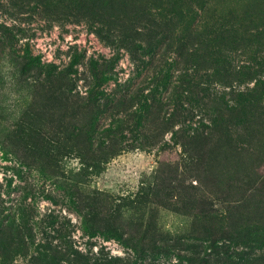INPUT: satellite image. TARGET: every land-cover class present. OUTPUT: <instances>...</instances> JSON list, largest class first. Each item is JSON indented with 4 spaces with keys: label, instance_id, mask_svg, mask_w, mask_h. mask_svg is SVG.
Segmentation results:
<instances>
[{
    "label": "rangeland",
    "instance_id": "obj_1",
    "mask_svg": "<svg viewBox=\"0 0 264 264\" xmlns=\"http://www.w3.org/2000/svg\"><path fill=\"white\" fill-rule=\"evenodd\" d=\"M264 264V0H0V264Z\"/></svg>",
    "mask_w": 264,
    "mask_h": 264
},
{
    "label": "trees",
    "instance_id": "obj_2",
    "mask_svg": "<svg viewBox=\"0 0 264 264\" xmlns=\"http://www.w3.org/2000/svg\"><path fill=\"white\" fill-rule=\"evenodd\" d=\"M105 264V263H104Z\"/></svg>",
    "mask_w": 264,
    "mask_h": 264
}]
</instances>
